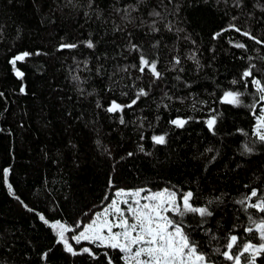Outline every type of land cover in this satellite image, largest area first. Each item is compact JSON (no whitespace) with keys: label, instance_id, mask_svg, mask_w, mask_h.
<instances>
[{"label":"trees","instance_id":"trees-1","mask_svg":"<svg viewBox=\"0 0 264 264\" xmlns=\"http://www.w3.org/2000/svg\"><path fill=\"white\" fill-rule=\"evenodd\" d=\"M247 17L259 30L264 0H239V6L237 0H0V264H106L105 249H94L98 261L64 252L37 214L69 225L88 222L121 188L192 192L193 205L213 215L201 224L188 214L185 222L214 264H230L216 252L225 250L230 234L241 244L259 243L256 231L245 233L248 214L236 201L254 188L264 192V143L254 135L264 105L253 112L258 95L250 80L245 89L240 79L255 65L254 76L264 82V52L224 33L221 44L240 59L229 71L208 51L211 34ZM23 51L33 55L17 63L21 80L8 61ZM141 55L157 62L161 79L148 69L140 73ZM140 88L148 95L132 108L106 111L113 100L131 103ZM227 90L244 93L239 107L220 102ZM210 116L217 119L214 135L205 123ZM177 118L188 123L178 128L170 123ZM153 135H165L166 143H153ZM6 167L15 192L35 212L8 193ZM85 246L92 247L74 244ZM108 251L123 264L118 250Z\"/></svg>","mask_w":264,"mask_h":264},{"label":"snow or ice","instance_id":"snow-or-ice-1","mask_svg":"<svg viewBox=\"0 0 264 264\" xmlns=\"http://www.w3.org/2000/svg\"><path fill=\"white\" fill-rule=\"evenodd\" d=\"M237 6H239V0H237ZM153 15L158 16L159 13L154 12ZM154 30L157 29L154 28ZM227 31H235L256 44L264 46V41L257 39L251 32L241 31L235 24H230L228 28L214 33L212 38L218 39ZM229 43L234 48L247 50V45L242 42L230 39ZM86 46L88 48L95 47L91 40L87 41ZM76 47V44L61 45V49H73ZM132 47L134 50H139L136 45ZM32 55L33 53L23 51L15 54L8 61L12 66L15 77L23 80L25 73L17 67V63L25 62L26 58ZM34 55L39 56L41 53L37 51ZM192 58L195 59V56ZM174 62L176 65L181 63L178 58ZM253 68H255V65L245 69L240 79L245 81V89L249 87L248 81L250 80L251 86L258 95V101L249 106L255 113L257 103L264 105V82L254 76ZM145 69H148L154 79L162 78L161 72L157 69V62L150 60L146 55H141L140 73L144 74ZM237 82V80H233L232 84L235 85ZM19 91L21 94H26L23 85ZM147 95L148 92L144 88H140L131 103L121 105L113 100L106 111L109 113H123L125 108H132L141 97ZM242 95L244 93L240 91L227 90L223 93L220 102L239 107L242 104ZM0 96H3L2 92H0ZM124 122L121 115L120 123L123 124ZM170 123L178 128H183L188 123V120L177 118L170 121ZM205 123L208 130L214 135L217 123L216 117L210 116ZM254 135L260 142L264 143V107L260 108ZM141 139H143V136ZM151 139L153 143L158 145L166 143L165 135H153ZM140 150H144L142 146ZM252 150L250 146L245 147L246 152H251ZM208 151H211V149H208ZM128 155L131 156L132 153H128ZM10 174V167L2 170V182L6 186L8 193L29 212H35V209L25 204L15 192L13 184L10 182ZM109 187H112L111 180H109ZM193 195L189 191L178 196L176 191L167 188L160 191H152L145 188L135 190L121 188L114 192L109 203L101 211L94 213L88 222L77 221L74 225H69L60 220L50 222L44 214L37 215L39 220L53 231L56 237L55 244L62 246L63 251L73 257L87 254L92 260L98 261L100 255L94 249H105L103 256L106 264H115V260L108 250H118L121 253L120 260L123 264H214L208 254L201 250L198 242L192 238L188 231L191 225L185 222V217L188 214L199 216L201 224L206 221V218L213 215L207 206H194L191 202ZM253 198H255V202H253ZM108 199L105 196V200ZM236 202L248 214L249 226L244 229L245 233L256 231L260 242L253 243L252 240H248L241 244V237L230 234L224 245L225 250L221 252L217 248L216 252L230 264H257V258L264 254V217L257 219L248 210L255 209L259 213H264V192L254 188ZM69 233L71 234L70 236L68 235ZM83 242L92 247L85 246L78 250L74 247V244L80 245ZM234 249L236 250L234 251ZM51 252L52 249L49 248L41 254V259L47 261Z\"/></svg>","mask_w":264,"mask_h":264},{"label":"rangeland","instance_id":"rangeland-1","mask_svg":"<svg viewBox=\"0 0 264 264\" xmlns=\"http://www.w3.org/2000/svg\"><path fill=\"white\" fill-rule=\"evenodd\" d=\"M230 24H235L238 28L241 29V31L251 32L257 39L264 41V24L262 25V27L259 30L255 29L253 26L251 17H247V19H245L243 21L228 20L225 23V26L223 29L228 28ZM217 32H220V31H217ZM217 32H215V33H217ZM213 34H211L209 37V44H208L209 45L208 46L209 47L208 48L209 54L219 62L220 66L223 68V70H229L230 71L236 64L240 63V59L238 57H236L237 55L232 50L228 49L226 46L221 44L220 38L213 39L212 38ZM225 34L228 35L229 37L241 38L244 41H246V44L251 45L255 50L264 52V46L256 44L254 41L249 40L244 36H241L239 33L235 32V31H227V32H225ZM262 107H264V106H262ZM259 115H260V113H259ZM255 120H256V124H255V128H256L257 118ZM255 128H254V131H255ZM83 243H86V242H83Z\"/></svg>","mask_w":264,"mask_h":264}]
</instances>
